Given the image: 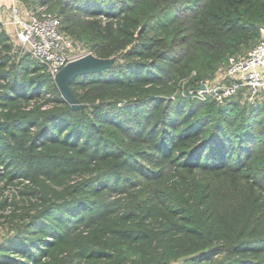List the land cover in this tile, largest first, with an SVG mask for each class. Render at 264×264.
Masks as SVG:
<instances>
[{
    "label": "trees",
    "instance_id": "16d2710c",
    "mask_svg": "<svg viewBox=\"0 0 264 264\" xmlns=\"http://www.w3.org/2000/svg\"><path fill=\"white\" fill-rule=\"evenodd\" d=\"M35 1L114 61L71 108L0 26V264H264V101L176 92L255 45L264 0Z\"/></svg>",
    "mask_w": 264,
    "mask_h": 264
},
{
    "label": "built area",
    "instance_id": "2783aa9c",
    "mask_svg": "<svg viewBox=\"0 0 264 264\" xmlns=\"http://www.w3.org/2000/svg\"><path fill=\"white\" fill-rule=\"evenodd\" d=\"M15 39L55 76L68 61L72 37L60 29L61 17L45 5H35L24 15L14 10ZM176 92L188 98L213 100L223 104L241 95V102L255 106L264 101V29L255 45L246 53L229 55L214 76L190 85L186 78Z\"/></svg>",
    "mask_w": 264,
    "mask_h": 264
},
{
    "label": "water",
    "instance_id": "95a60500",
    "mask_svg": "<svg viewBox=\"0 0 264 264\" xmlns=\"http://www.w3.org/2000/svg\"><path fill=\"white\" fill-rule=\"evenodd\" d=\"M114 57L101 58L92 53L85 54L68 61L55 74L54 80L61 95L71 105V108L81 107L70 88V81L79 74L93 73L111 66Z\"/></svg>",
    "mask_w": 264,
    "mask_h": 264
},
{
    "label": "crops",
    "instance_id": "0c3cea01",
    "mask_svg": "<svg viewBox=\"0 0 264 264\" xmlns=\"http://www.w3.org/2000/svg\"><path fill=\"white\" fill-rule=\"evenodd\" d=\"M38 2L35 0H0V26L13 39H15L16 25L13 21L14 10L24 15L25 11L32 9Z\"/></svg>",
    "mask_w": 264,
    "mask_h": 264
},
{
    "label": "rangeland",
    "instance_id": "374dc122",
    "mask_svg": "<svg viewBox=\"0 0 264 264\" xmlns=\"http://www.w3.org/2000/svg\"><path fill=\"white\" fill-rule=\"evenodd\" d=\"M13 42H14L15 48L17 50H19V48L21 50H26L25 47L21 43H18L16 41H13ZM88 53H92V52L90 50H88L87 48L83 47V45L81 43H79V42H77V41H75V40L72 39L71 47H70V52H69V56L72 57V59H76V58L81 57V56H83L85 54H88ZM1 232L3 233L4 231H1ZM1 238H3V235H2Z\"/></svg>",
    "mask_w": 264,
    "mask_h": 264
}]
</instances>
